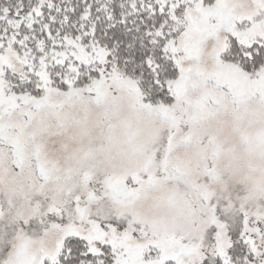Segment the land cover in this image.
Returning a JSON list of instances; mask_svg holds the SVG:
<instances>
[{
	"label": "snow or ice",
	"instance_id": "obj_1",
	"mask_svg": "<svg viewBox=\"0 0 264 264\" xmlns=\"http://www.w3.org/2000/svg\"><path fill=\"white\" fill-rule=\"evenodd\" d=\"M0 264H264V0H0Z\"/></svg>",
	"mask_w": 264,
	"mask_h": 264
}]
</instances>
